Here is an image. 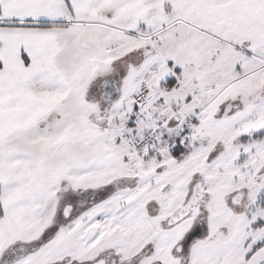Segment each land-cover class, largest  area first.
I'll list each match as a JSON object with an SVG mask.
<instances>
[{"label": "snow or ice", "instance_id": "6c2138e0", "mask_svg": "<svg viewBox=\"0 0 264 264\" xmlns=\"http://www.w3.org/2000/svg\"><path fill=\"white\" fill-rule=\"evenodd\" d=\"M0 264H264V0H0Z\"/></svg>", "mask_w": 264, "mask_h": 264}]
</instances>
